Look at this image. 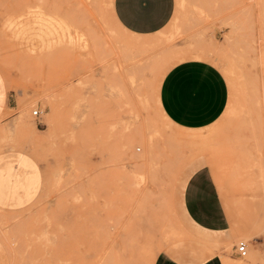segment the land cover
<instances>
[{
	"label": "rangeland",
	"instance_id": "rangeland-1",
	"mask_svg": "<svg viewBox=\"0 0 264 264\" xmlns=\"http://www.w3.org/2000/svg\"><path fill=\"white\" fill-rule=\"evenodd\" d=\"M175 1L173 20L143 38L117 22L113 0H0V83L13 107L0 116V152L28 151L44 175L27 208L0 210L11 264L154 263L193 233L180 194L203 164L240 233L226 264H264V0ZM186 59L209 60L229 84L227 110L202 130L160 105L165 74ZM24 105L34 139L18 133Z\"/></svg>",
	"mask_w": 264,
	"mask_h": 264
},
{
	"label": "crops",
	"instance_id": "crops-1",
	"mask_svg": "<svg viewBox=\"0 0 264 264\" xmlns=\"http://www.w3.org/2000/svg\"><path fill=\"white\" fill-rule=\"evenodd\" d=\"M175 6V0H113L112 3L113 14L121 27L143 38L163 31L173 18ZM4 89L5 85L0 83V91L5 95L0 116L13 108ZM228 103V81L221 69L206 59L176 63L161 83L160 105L164 114L186 130H202L215 124ZM43 183V169L28 151L17 148L0 152L1 211L27 208L39 196ZM221 194L208 164L200 165L189 175L180 202L193 233L160 251L152 264H226L228 247L239 231L231 227L233 215ZM0 264H11L1 239Z\"/></svg>",
	"mask_w": 264,
	"mask_h": 264
},
{
	"label": "bare ground",
	"instance_id": "bare-ground-1",
	"mask_svg": "<svg viewBox=\"0 0 264 264\" xmlns=\"http://www.w3.org/2000/svg\"><path fill=\"white\" fill-rule=\"evenodd\" d=\"M50 107H51V112L48 115L47 121L50 124H55L58 122L59 111L56 108V106L53 104H50ZM22 108H23L22 114L20 115V121L18 125V133L22 140H25L27 138L34 139L35 134L37 132L35 120H31V118H28L30 117V114H29V108L26 105L22 106ZM32 111H35V110H32ZM2 131L5 132L3 129Z\"/></svg>",
	"mask_w": 264,
	"mask_h": 264
},
{
	"label": "built area",
	"instance_id": "built-area-1",
	"mask_svg": "<svg viewBox=\"0 0 264 264\" xmlns=\"http://www.w3.org/2000/svg\"><path fill=\"white\" fill-rule=\"evenodd\" d=\"M33 115L35 116H39L40 115V111L39 109H35V111H33ZM238 253L240 254V256H247L248 254V246L246 242H240L239 246L237 247Z\"/></svg>",
	"mask_w": 264,
	"mask_h": 264
}]
</instances>
